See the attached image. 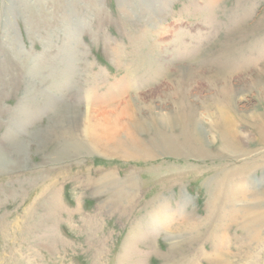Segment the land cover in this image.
I'll list each match as a JSON object with an SVG mask.
<instances>
[{
	"label": "rangeland",
	"instance_id": "1",
	"mask_svg": "<svg viewBox=\"0 0 264 264\" xmlns=\"http://www.w3.org/2000/svg\"><path fill=\"white\" fill-rule=\"evenodd\" d=\"M263 65L264 0H0V264H264Z\"/></svg>",
	"mask_w": 264,
	"mask_h": 264
},
{
	"label": "bare ground",
	"instance_id": "2",
	"mask_svg": "<svg viewBox=\"0 0 264 264\" xmlns=\"http://www.w3.org/2000/svg\"><path fill=\"white\" fill-rule=\"evenodd\" d=\"M200 62V61H199ZM264 66V65H263ZM261 70V69H260ZM261 72V71H260ZM262 77H264V70L261 72V74L259 75V78H260V80H263V78ZM258 78V77H257ZM258 80V79H257ZM228 82V81H227ZM226 82V83H227ZM184 83H186V82H184ZM183 83V84H184ZM260 84H262V83H260ZM259 84V85H260ZM169 85V84H168ZM167 85V86H168ZM258 85V84H257ZM258 85V86H259ZM223 86V85H222ZM224 86H226L225 84H224ZM231 86H234V85H231ZM181 87V86H180ZM222 88V87H221ZM230 88V87H229ZM252 88V87H251ZM257 89V88H256ZM128 90V89H127ZM245 90V89H244ZM244 92H246V91H244ZM128 93V92H127ZM220 96V95H219ZM135 98V97H134ZM135 103V102H134ZM134 103H132V104H134ZM238 105V104H237ZM224 111V110H223ZM218 112L219 113V118L218 119H216V121H217V125L220 127V134L219 135H221L220 137H221V139H222V142H223V144H225L226 145V142L224 141V140H228V138L230 137V135L231 136H235L236 138H238L237 137V134H233V133H231L230 132V128H233V127H230V120H229V118L227 117V115L225 114V112ZM119 113H120V115H119V117L121 116L122 117V119H125V120H129V121H133V106H131L130 105V102H128V103H126L125 105H124V107H122L121 108V110L119 111ZM208 114V113H207ZM258 114V113H257ZM264 114V113H263ZM262 114V115H263ZM261 115V114H260ZM261 115V116H262ZM107 116L108 115H106V112L105 111H100V112H98L97 113V115H96V118H97V123H96V126H104L105 127V129H104V134L102 135V137L103 138H109L110 136H108V135H110L108 132H110L111 134H113L114 136L115 135H118V132L119 133H124L125 131V133H127V130H126V128L125 127H121V128H117L116 130H115V127H112L111 128V126H109L110 125V122H109V119L107 118ZM119 117H118V119H119ZM160 117V116H159ZM163 117V116H162ZM259 117V116H258ZM258 117H256L257 118V120H258ZM117 118V117H116ZM252 118V117H251ZM256 118H254V119H256ZM162 119V118H161ZM261 119L263 120V117H261ZM115 120V119H114ZM157 120V119H156ZM163 120V119H162ZM171 121H170V124L172 125L173 124V126H174V124H175V122H176V120H175V118L173 117L172 119H170ZM214 121V120H213ZM261 121V120H260ZM254 122V121H253ZM258 122V121H257ZM130 123V122H129ZM128 123V124H129ZM132 123V122H131ZM166 123V122H165ZM140 124V123H139ZM193 126L195 127V129H194V134H193V136L192 137H194V140H196L197 141V143H198V145L200 144H202V141H201V137L199 136V133L197 132L196 133V130H197V127H198V125L195 123V120L193 121ZM264 124V123H263ZM170 125V126H171ZM197 125V126H196ZM132 126V125H131ZM161 126V125H160ZM193 127V128H194ZM263 127V126H262ZM129 128H131V127H129ZM138 128H139V126H138ZM140 128H141V126H140ZM155 128V127H154ZM159 128H161V127H159ZM168 128V127H167ZM255 128V127H254ZM174 129V128H173ZM175 129H176V127H175ZM199 129H200V127H199ZM235 129V128H234ZM105 130H107L108 132H106ZM162 130V129H161ZM167 130V129H166ZM260 130V129H259ZM133 131H134V129H133ZM156 131V130H155ZM236 131V130H235ZM181 132L183 133V130H181ZM201 132V131H200ZM181 133V134H182ZM184 133H186V130L184 131ZM188 133V132H187ZM189 135V134H188ZM132 136H133V134H132ZM131 136V137H132ZM183 137H184V135H182ZM185 136H186V134H185ZM260 138L264 141V128L263 129H261V131H260ZM101 137V138H102ZM165 138V136H164V133L162 132V133H155L154 134V137L151 139V140H148V142L146 143V142H143L142 143V146L143 147H140L141 146V144H140V146L139 147H135L134 146V142H136V143H138V141H134L133 142V140L132 139H128L127 141H126V143H124V145L125 146H128L129 147V149H130V151L134 154V155H136V158H138V156L137 155H139V156H143L144 158H145V155L144 154H146L145 153V147H154V150H152V153L151 154H157L158 152H160L161 151V146H162V143L163 142H161V140L162 139H164ZM168 138H170V137H168ZM231 138V137H230ZM180 139V138H179ZM184 139V138H183ZM106 140V139H105ZM108 140V139H107ZM113 140V139H112ZM181 140H182V138H181ZM226 140V141H227ZM230 140H232V139H230ZM234 140V139H233ZM238 140V139H237ZM189 141V140H188ZM193 141V140H192ZM25 142V141H24ZM166 142H168V144H171L172 146H174V147H176V145H177V147H179V148H181L182 146H184L185 145V143L184 142H186V141H184V142H182L183 144H181V142L178 140V138H176V137H171V139H169V140H166ZM230 142V141H229ZM228 142V143H229ZM238 142H240V141H238ZM191 143V142H190ZM189 143V144H190ZM204 143V142H203ZM230 144V143H229ZM171 145H166L171 151H172V149H171ZM188 145V144H187ZM165 146V145H164ZM165 146V147H166ZM191 146V145H190ZM229 146V145H228ZM227 146V147H228ZM231 146V145H230ZM229 146V147H230ZM163 147V146H162ZM173 147V148H174ZM199 148H200V146H198ZM197 147V148H198ZM229 147H228V149H229ZM137 148H139V149H137ZM143 148H145V149H143ZM191 148V147H190ZM223 148V147H222ZM157 149V151H155ZM194 149V148H193ZM227 149V148H226ZM198 150H202V149H198ZM139 151L141 152L140 154H139ZM174 151H177V150H175L174 149ZM204 150H202V152H203ZM138 152V153H137ZM162 152V151H161ZM160 152V153H161ZM168 152V151H167ZM200 153V152H199ZM128 155H130L129 154V152L127 153ZM151 154H148V156L149 155H151ZM172 154V153H171ZM175 154V153H174ZM185 154V153H184ZM132 155V154H131ZM161 158V157H160ZM235 173V172H234ZM233 174V173H232ZM235 175V174H234ZM253 195V194H252ZM258 196V195H257ZM247 199V198H246ZM251 201H252V199H251ZM250 201V202H251ZM247 202H248V200H247ZM253 202V201H252ZM259 202H261V201H259ZM254 204V203H253ZM252 204V205H253ZM261 205V204H260ZM255 206V205H254ZM258 206V205H257ZM258 209V208H257ZM256 209V210H257ZM252 210V209H251ZM255 210V209H254ZM259 210H257V212H258ZM252 212V211H251ZM254 212V211H253ZM252 212V213H253ZM256 212V213H257ZM263 213H264V211H262ZM252 213H250V214H252ZM259 213V212H258ZM257 213V214H258ZM262 213V214H263ZM256 214V215H257ZM245 215V214H244ZM253 215H254V213H253ZM259 215V214H258ZM260 215H261V213H260ZM246 216H248V214L246 215ZM250 216V215H249ZM260 217V216H259ZM258 217V218H259ZM256 221V220H255ZM174 236V235H173ZM171 237V236H170Z\"/></svg>",
	"mask_w": 264,
	"mask_h": 264
}]
</instances>
